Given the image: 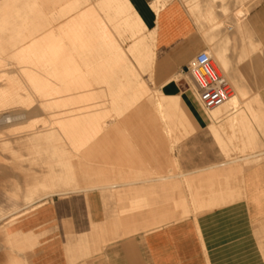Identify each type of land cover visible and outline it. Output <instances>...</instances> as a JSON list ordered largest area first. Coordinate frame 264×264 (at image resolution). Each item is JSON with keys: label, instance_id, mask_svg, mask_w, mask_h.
Returning <instances> with one entry per match:
<instances>
[{"label": "bare ground", "instance_id": "bare-ground-1", "mask_svg": "<svg viewBox=\"0 0 264 264\" xmlns=\"http://www.w3.org/2000/svg\"><path fill=\"white\" fill-rule=\"evenodd\" d=\"M9 1L10 0L5 1L4 4L2 3L0 5V9L2 8L3 10H6V8L9 6ZM186 1L188 3L191 1L190 10L197 12L195 15L197 20L194 18V20H196L195 23H197V21L198 23H208L210 25L209 28L211 32L213 31L222 34L221 30L223 28V23L221 18L228 16L232 10L231 8L227 6L222 8L219 7L222 9V11H218L217 13L213 8V3H220L221 1L219 0L214 2L211 0H185V3ZM90 2L91 0H83V3L86 4V7L89 9L82 12L79 10V7L82 5L80 0H71L69 2L68 0H65L66 5L62 7V11H60L54 17L51 15L45 19V23H57V27L55 29L41 28L39 25L40 19H31L28 12H26L25 17L22 18V12L17 8L14 9L13 6H9L8 12H5L4 14L0 13V140H4V137H11V135H15L14 132L17 130L13 128H16L19 125L18 123L21 122L22 124L19 127L26 124L30 125L31 121L41 117L43 113L45 115H54V123L56 125V127L54 125L53 128V124L49 123V125L46 127L22 133L24 135L18 138L17 141L20 142L18 144L16 143L17 141L14 144L12 142L2 143L1 141L0 155H3L0 157L1 177L12 176L17 171H21L23 169L20 164L11 165V163H6L5 159L7 158H3V152H8L15 155L14 153L17 149L15 145H24L26 147L32 145L35 148L33 147V150L31 148V150L35 154L40 155L45 151L49 156V152H51L52 158L58 159L55 161L54 165L56 164L60 166V168L62 167L68 170L72 176L71 178H73L77 172L82 170H86L87 172L90 171V168L92 169L93 166L94 154L96 152V147L94 144L96 143L97 138L100 135H104L105 137L102 138L103 142L104 140L110 139V135H106L105 133L108 132L107 125L111 123L108 120L111 118L113 119L112 122L114 121V124H116L117 127L115 132L119 133L120 124L126 126V124L135 121L136 117H144L146 120L152 121L154 123L155 130L156 128H159L161 133L160 136H164L169 139H173L174 131H176V133L177 131L180 132L181 129L188 128L187 125L192 128V130L190 129L191 132L188 133L191 134V136H194L196 133L208 128L216 142L217 149L226 158H229V154L231 152H234L236 155V150H232L234 147H232V145L229 148V145L233 140H229L228 137L233 134L228 135V133L223 130V127H221L220 124L224 120H228L227 123H229V125L230 123H236L237 121L244 122L243 125L246 123L243 129L245 134L249 135L257 134L256 132H253L254 129L251 125L252 121L254 125L256 122L260 124L263 123L264 126V108L261 107L260 111H258L256 110L257 107L255 109V107L252 105V102L255 101L254 104L258 103L260 106H264L262 99H259L255 95L256 97H254L253 101L248 102L245 107H243L245 102L248 101V94L251 92L248 93L247 91H242L241 88H244L242 87V84L239 85L240 91L235 92L228 102L211 111H207L202 107L196 85L188 72L180 71V74L172 76L168 81L161 84L160 86L157 85L155 78L157 65L156 36L157 20L161 11L165 7V4L162 5V0H155L149 5H146L144 0H99L96 4ZM164 3L166 2L164 1ZM185 10L187 11L186 8ZM152 25H154V27L149 29ZM28 26H31V28ZM36 32H46V34L37 36L23 34ZM206 32L207 36L205 35V37H208L211 32ZM235 32L238 33V31ZM220 36L221 35H219L218 38ZM23 38H31L32 41L29 44L20 45L19 40ZM212 38H208L209 41H214ZM230 39L231 38L229 37L225 38V40L223 39L226 44L222 41V45H230ZM126 41H130V44H127ZM212 41L207 44L210 45ZM224 46H218L217 48H214V50L210 49L209 51H206L212 57L213 66L219 74L221 73L216 65H218L221 70L225 71V69L228 67L226 61H229L227 59L230 58H228L225 50L228 47L224 48ZM10 59H15V62L19 66L16 70V72H18L17 75L11 69H9ZM226 74L227 73H225V75ZM145 76L149 78L148 81H150V85L152 83L153 88L149 85V83H147L144 78ZM182 76L186 78L188 83L191 85L190 90L186 91L185 93H179V84L181 83L180 81L182 80ZM12 107L19 108L20 112L17 114L8 113ZM45 108H51L52 110L45 112ZM22 121H26V123L24 124ZM247 121H249L250 124L247 123ZM230 126L232 128L234 127L233 125ZM263 126H261L262 129H264ZM23 129L24 128H22V131ZM240 129L242 128L240 127ZM3 130H7V132H4ZM19 130L20 129H18V133ZM120 133H122V131ZM154 133L155 131H153V134ZM181 134L184 135L183 133ZM153 136L156 135L154 134ZM246 137L247 140L251 139L250 136V138H248V135ZM229 138L232 139L231 137ZM254 138L255 137L252 139ZM176 139L179 140V138ZM255 139H257V137ZM177 140H175V142ZM242 140L244 141L245 139L242 138ZM254 140L251 142L258 143ZM41 141L45 142L46 146L44 149L43 146H41L42 143L40 144ZM259 142L261 143L260 140ZM240 144L245 146V143ZM253 145L254 144L251 145V143H249V147H253L254 149L261 146V144L259 147V144L255 145L257 147ZM244 146V149H246L245 147L248 149L247 145L245 147ZM123 147L118 146L116 151L118 153L124 152L126 149H123ZM237 148V150H239V147ZM253 148H251V150ZM230 149L232 151H230ZM172 150L174 151V149ZM248 150L251 152L250 149ZM243 151L245 152V150ZM34 156L35 155L33 154V157ZM15 158L12 159L13 162ZM29 158H31V156ZM228 160L229 162H235L237 159L232 158ZM48 165L53 167L52 163ZM44 169L47 170L43 167V170ZM55 171L57 170L55 169ZM232 174L233 171L230 170L228 175L225 177V181L223 182L224 184H219L222 187V190L219 193L215 190L214 193L213 191L211 192L213 195L206 196L209 199L215 196H227V194L229 196V193H231L229 192L231 190L229 183ZM82 175L84 179V174ZM171 177L169 179H171ZM54 178H52L53 183L48 184L50 187H47L46 184L43 186L39 185V187H43V189H50L51 191L49 194L36 197V194L39 191L35 188V191L32 190L33 192H31L29 195L27 194L28 196L24 198V202L26 203V205L24 204L25 209L32 205L33 207L41 208V206L44 204L45 198H48V196L63 197L64 195L77 192L76 189L71 188L73 191L70 192L66 190L67 192L65 191V193L59 189L60 185L58 182H60L62 179L57 180L58 177L56 179ZM71 178L66 177L65 182L67 184L71 183ZM17 179L19 180V178H16L15 180ZM203 179L204 178H201L202 181ZM214 180H216L215 177ZM75 181H77V179ZM185 181L189 183V180ZM106 182L108 181L106 180ZM181 182L179 184V192L182 195ZM186 182L184 185L187 184ZM190 182L192 181L190 180ZM211 182L216 185V182L214 183L213 180ZM80 185L81 184L79 183V187ZM98 186L93 187L91 184L90 188L82 190L79 187L77 188L86 194L93 190H106V188H109L108 185ZM223 186L226 187V189ZM215 188L217 189L218 187ZM195 195L196 196H194V200H198L199 198H207L200 193L199 189H197ZM226 199L229 201V197H226ZM237 199L238 198H236V200ZM41 200H43L41 203H36L38 201L40 202ZM223 200L224 199L221 201ZM216 202L217 205L220 206V203L218 204L217 200ZM17 205H19L18 202ZM180 207L183 210V215L188 217L187 215L190 214V212L188 209L186 211L187 207L181 205V203ZM198 207L197 209L194 208V214L204 211L200 208L201 206L199 208ZM135 208L138 209L136 206ZM135 208L132 206V212L136 211ZM36 210L37 209L34 211ZM3 214L5 215L6 213L4 212ZM2 217L3 216H1V218ZM4 218L5 216L2 218V220H4ZM10 219L11 218H9V220ZM4 233L7 234L8 232L5 231ZM24 235L27 236L28 234L25 233ZM9 236L11 235H8V237ZM11 246L12 245H10V247ZM15 264L23 263L16 262Z\"/></svg>", "mask_w": 264, "mask_h": 264}, {"label": "crops", "instance_id": "crops-1", "mask_svg": "<svg viewBox=\"0 0 264 264\" xmlns=\"http://www.w3.org/2000/svg\"><path fill=\"white\" fill-rule=\"evenodd\" d=\"M5 1L0 0V5ZM19 2L17 9L22 12V18L28 12L33 20L40 19L39 25L52 15L53 0ZM57 2L59 0L54 3ZM221 6V3L214 5L217 13ZM225 6L233 11L221 21L225 18L233 21L238 10L232 0ZM241 15L245 17L241 29L227 27L231 33L227 37L232 44L228 48L231 79L237 87L242 84V91L251 92L249 96L260 97L264 103V3ZM196 20L183 0H172L161 11L157 20V84L188 72L190 61L199 53L212 49L204 35L208 27H200ZM222 34L221 41L225 37L224 29ZM245 55L250 61L239 63ZM206 132L210 133L205 128L194 136ZM146 140L153 147L139 164L145 172L141 176L145 175L146 179L87 194L51 198L43 208L20 218L10 232L11 235L33 233L39 237L38 245L23 254L16 252L17 247H8L5 254V242L0 238V264L21 261L27 264H264L259 247V225H264V168L252 169L237 178L239 183H244L245 199L242 195L241 200L183 217L179 213V202L183 199L179 192L180 182L189 209L197 204L211 206L208 198L192 200V193L199 189L204 196V190L202 187L187 190L185 180H189V184L205 182L209 186L214 179L213 175L207 176L209 170L226 163L212 164L210 159L203 160L200 154H193L192 160L182 164L186 173L179 175V171L170 169V164H178L181 156L184 158L189 151L199 152L200 138H194L183 150L175 148L172 153L159 147L158 139ZM135 173L130 171L123 175ZM153 173L162 176L153 177ZM226 174L224 171L219 176ZM174 200L178 202L176 208ZM134 204L139 206L138 212H132ZM9 249L13 250V256Z\"/></svg>", "mask_w": 264, "mask_h": 264}, {"label": "rangeland", "instance_id": "rangeland-1", "mask_svg": "<svg viewBox=\"0 0 264 264\" xmlns=\"http://www.w3.org/2000/svg\"><path fill=\"white\" fill-rule=\"evenodd\" d=\"M4 0H2V2H3ZM56 0H53V7L51 8V10H50V14H52V16L54 17L56 14H58L60 11H62L63 9H62V7L63 6H65L66 5V3H65V0H59V2H57V3H54ZM69 1H71V0H68V2ZM99 0H91V2L90 3H94V4H96L97 2H98ZM153 0H146V2L149 4V3H151ZM164 1L166 2V3H164ZM172 0H162V5H164L165 4V7L171 2ZM211 1H216V0H211ZM219 1H221L220 3L222 4V6H221V8L222 7H224L225 6V3H227L229 0H219ZM249 1V2H248ZM183 2L185 3V0H183ZM1 3V2H0ZM80 3L82 4L80 7H79V10L80 11H87L89 8H87L86 7V4H84L83 3V0H80ZM232 3L234 4V8L235 9H237L238 10V13L236 14V18L233 20V21H231L230 19H228V18H225L223 21H222V23H223V28H222V32H223V29H224V31H225V37H224V40H225V38H227V36H229L231 33L227 30V27H233V29L234 30H237V28H238V30L240 29V28H242L243 27V21H244V19H245V17L243 18L242 17V15L241 14H245L246 13V11L248 12V11H250L251 9H254V8H257V7H259V6H261L263 3H264V1L263 0H232ZM18 4H20V2H19V0H10L9 1V6H14V8H15V6H16V8H17V6H18ZM186 5H187V7H189L188 9H189V13L191 14V16L193 17V18H195L196 16V14H197V12H195V11H193V10H190V6H191V1H189V3L186 1V3H185ZM215 4H217V3H213V8H214V5ZM9 6H8V8H6V10H3L2 8V10L0 9V13L1 14H4L5 12H8L9 11ZM164 7V8H165ZM163 8V9H164ZM221 8H219V12L220 11H222V9ZM215 10V9H214ZM193 13H192V12ZM216 11V10H215ZM245 11V12H244ZM217 12V11H216ZM195 13V14H194ZM34 16V15H33ZM30 18H32V19H34V17H32V16H30ZM198 22V21H197ZM199 22H200V20H199ZM199 25H200V27H203V25H204V28L207 26L208 27V31L209 32H211L210 31V25L208 24V23H204V22H202V23H199ZM29 28H31V26H28ZM36 27V26H35ZM40 27L41 28H46V29H55L56 27H57V23H53V24H48V23H45V24H43V25H40ZM154 27V25H152V26H150V28L149 29H152ZM204 28H202V29H204ZM206 29V28H205ZM209 32H208V34H209ZM207 33V32H206ZM206 33H204V35H206ZM216 33V34H215ZM23 34H27V35H32V36H37V35H41V34H46V32H36V33H23ZM211 34V35H210ZM209 35H208V37H207V39L208 38H212L213 36V38L212 39H214V41H212V43H210V46H212L213 48V50H214V48H217L218 46H224L226 43L223 41V43H225L224 45H222L223 43H222V41H220V37L218 38V36L219 35H221L220 33H218V32H211ZM229 34V35H228ZM218 35V36H217ZM207 36V35H206ZM157 37V36H156ZM217 37V38H216ZM215 39H216V41H215ZM32 41V39L31 38H23V39H20L19 40V42H20V45H24V44H29L30 42ZM211 41H209V39L207 40V43H209V42H211ZM217 42V43H216ZM221 42V43H220ZM126 43L127 44H130V41H126ZM214 44V45H213ZM217 44H219V45H217ZM221 44V45H220ZM226 47H230V45L228 46H224V48H226ZM228 48H226L225 50H226V53H227V55H228V58L230 57L229 55V52H227L228 50ZM259 48V51L261 50V47H258ZM257 50V49H256ZM255 50V51H256ZM246 54V53H245ZM247 55V54H246ZM244 56L243 57V59H241V60H239V63H244V62H247V61H250V58L248 57V56ZM227 60H229V61H226V63H227V65H228V67L225 69V71H223V70H221L220 68H219V66L218 65H216L217 66V68L219 69V71H220V73H221V75H224L226 78H227V80H228V82H229V84L231 85V86H233V88H234V93L235 92H238V91H240V90H238V89H240V87L238 86V88H237V85L232 81V79H231V65H230V58L229 59H227ZM10 61V66H9V69H11L16 75H17V73L18 72H16V70H17V68L19 67L18 65H17V63L15 62V59H10L9 60ZM192 62V61H191ZM190 62V63H191ZM228 69V70H227ZM225 73H227L226 75H225ZM145 78V80L147 81V83H149V85H150V81H148V79L149 78H147L146 76L144 77ZM192 78V77H191ZM181 83L179 84V87H180V91H179V93H184V92H186L187 90H190V88H191V85L188 83V81L186 80V78H184L183 76L181 77ZM193 80V79H192ZM158 86H160L159 84H157ZM152 88H153V85H152V83H151V85H150ZM259 99H260V97H258ZM253 99H254V97L253 96H248V101H246L245 102V104L243 105V107H245V105L248 103V102H252L253 101ZM250 100V101H249ZM255 102V101H254ZM254 102H252L253 104V107H255V109H256V107H257V109L256 110H258V111H260V108L261 107H263L264 108V106H260L258 103H255L254 104ZM20 109L19 108H15V107H12L11 108V110H9L8 111V113H13V114H17V113H19L20 111H19ZM44 110V109H43ZM50 110H52L51 108H45V112L46 111H50ZM16 112V113H15ZM47 114V113H46ZM54 115H45L44 113H43V115H41V117H39V118H37V119H35V120H33V121H31L30 122V125L29 124H26V125H24V126H21V127H19L20 125H22L21 124V122L20 123H18L19 125L16 127V128H13V129H15V130H17V131H15L14 132V134L15 135H11V134H9V135H11V137H4V140L2 139V140H0V144H1V141H2V143H7V142H9V143H15L17 140H18V138H20L21 136H23L24 134H22V133H25V132H28V131H30V130H36V129H38V128H42V127H46V126H48L49 125V123H52L53 124V128H54V125H55V123H54V119H55V117H53ZM37 120V121H36ZM112 118L111 119H109L108 121H110L111 123H109L108 125H107V130H108V132L107 133H105L106 135H110L109 136V138L110 139H108V140H104V142L102 141L103 139V137H105L104 135H100L98 138H97V140H96V143L94 144V146L96 147V152H95V154H94V161H93V166H92V169L90 168V171H86V170H82V171H80V172H77L76 173V177L74 176L73 178H71L72 176L70 175V173H69V171L68 170H66L65 168H60V166H58V165H54V163H55V161L56 160H58L57 158H52V155H51V152H49V156H48V153L47 152H43V153H41V155L40 154H35L32 150H33V147L34 146H28V147H26V146H21V145H15V147L17 148L16 149V152L14 153L15 155H13V154H10V153H8V152H3L2 154H4V157L3 158H7V159H5V161H6V163H8V164H10L11 163V165H15V164H20L21 166H22V170L21 171H17L14 175H12V176H9V177H1V174H0V218H1V216H5V218H4V220H2V218L0 219V238L1 239H3L4 240V242H5V244H4V246H5V254H6V249H8V247H10V245H12L11 247H17L18 249H20V250H18V249H16V252L17 253H19V254H23V253H25V251L26 250H33L37 245H38V241H39V237L38 236H33L34 234H32V233H29L27 236L26 235H24L23 233H20V234H17V235H11L10 234V232L12 231V229H13V227H14V224H16L18 221H19V219L20 218H22V217H25V216H27V215H29V214H31V213H33V212H36V211H38L39 209H41V208H43L47 203H48V201L51 199V198H53V197H49L48 196V198H45V201H44V204H43V206H41V208H36V207H33V205L32 206H30V207H27L26 209L24 208L25 207V205H26V203L24 202V198H26V196H28L31 192H33L32 190H34L35 191V189L36 190H38L39 192H37V194H36V197L37 196H42V195H44V194H49V192L51 191L50 189H47V188H44L43 189V187L41 188V187H39V185H47V187H50V185H48V184H52L53 183V181H52V178H54L55 176V178L54 179H56L57 177V180L58 179H62L60 182H58V181H56V182H58L59 183V185H60V188L59 189H61L62 191H66V190H68V191H73L72 189H76L77 190V192H75V193H70V194H68V195H64L63 197H65V196H71V195H79V194H86V193H84V192H82V191H80V189L78 190V188L77 187H79V183L81 184L80 185V187L79 188H81V190L82 189H86V188H90L91 187V184H92V186L93 187H96V186H103V185H108L109 187H113V186H116V185H126V184H129V183H132V181L133 182H138V181H140V179H146V177H145V175L142 177L141 175H143V174H145V172L144 171H142L141 169H140V160L141 159H145L144 157H145V155L146 154H150V150L153 148L152 147V145L150 144V143H147V140H146V138H150V139H158L159 140V147H161V148H163V150L164 151H170L171 153L173 152V150L172 149H174L175 150V148L177 149V148H179L180 150H183L184 148H186L187 147V145H189V143L194 139V138H196V137H198V138H200V145H198V149H199V152H197V153H194V152H191V151H189L188 153H187V155L184 157V158H182V156H181V159H180V161H179V163L178 164H176V163H171L170 164V169H172V170H174V171H179V173L182 175V174H184V173H186L185 172V170H184V168H183V166H182V164H183V162L184 161H187V160H192L193 158H194V156H193V154H196L195 156H198L199 154V158H201V159H206V160H208V159H210L211 160V163L212 164H216V165H219V164H223V163H226V164H224V166H222V167H214L213 169H210L209 170V173H207L208 175L207 176H212L213 175V177H215V179L216 180H214L213 179V182L215 183L217 180V182H216V185H218V186H216L215 184H213L212 182L211 183H209V186H207V184L205 183V182H199V183H197V184H189V183H187L188 185H190V186H188L187 184H185V185H187L186 187H187V190H189V191H192V190H195V189H197V188H200V187H202V189H204V196H208V195H213L211 192L213 191V193L215 192V190L216 191H219V190H222V187H221V185H223L224 183V181H225V178L224 177H226L227 175H228V173L230 172V170H232L233 171V174H232V176H231V180H230V187H231V190L229 191V192H231V193H229V196H228V194H227V196H215V197H212L210 200H211V204H212V206H210L211 208L213 207L214 208V206H216L217 205V202H216V200L218 201V204L220 205V206H222V204H228V203H230L231 201H232V199H233V201H236V198H238L237 200H241V198H242V195H243V198L245 199V194H244V192H245V189L243 190V188H244V186H243V182H238V181H236L237 180V178L238 177H241L242 178V176L245 174V173H247L248 171H250V170H252V169H256V168H264V129H262L261 128V126H263V123H256L255 122V125L253 124V121H252V123H251V125L253 126V129H254V133L256 132L257 134H252V135H249V134H245V132H244V129H243V127L245 126V124L243 125V123L244 122H241V121H237L235 124L234 123H230V125H233L234 127L232 128L230 125H229V123H227L228 122V120L226 121V120H224L220 125H221V127H223V130L226 132V133H228V135L229 134H233V135H231V136H229V137H231L232 139H230L229 137H228V139L229 140H233V141H231V143H230V145H229V148L231 147V145H232V147H233V151L234 150H236L235 151V153H236V155L234 154V152H231L230 154H229V158H226V157H224V155L222 156L221 155V153H220V151L219 150H217V146H215L214 145V140H213V138H212V136L210 135V133H208V132H206V133H199V134H197L196 136H191V134H188L189 132H191V130H192V128L189 126V125H187L188 126V128H183V129H181L180 130V132L179 131H177V133H176V131H174V133H173V139H169V138H167V137H164V136H160V130H159V128L157 129L156 128V130H155V128H154V123L152 122V121H149V120H146L144 117L142 118V117H140V116H138V117H136V120L135 121H133V122H131V123H128V124H126V126L125 125H123V124H120V126H119V133L122 131V133H117V132H115L116 130H117V127H116V124H114L115 122L113 121L112 122ZM40 121V122H39ZM230 122V121H229ZM22 123H26V121H22ZM247 123H249L250 124V122L249 121H247ZM33 124V125H32ZM29 125V126H28ZM35 125H37V126H35ZM45 125V126H44ZM219 125V126H220ZM239 125V126H238ZM261 125V126H260ZM37 127V128H36ZM55 127H56V125H55ZM124 127V128H123ZM240 127L243 129V132H244V134H243V132H242V129H240ZM257 127V128H256ZM2 128H4V127H2ZM20 129L19 130V133H18V129ZM22 128H24L23 129V131H22ZM29 128V129H28ZM261 128V129H260ZM263 128H264V126H263ZM0 129H1V127H0ZM191 129V130H190ZM125 130V131H124ZM189 130V131H188ZM207 130H208V128H207ZM236 130V131H235ZM259 130V131H258ZM4 132L6 131L7 132V130H3ZM153 131H155V135L156 136H153L154 134H153ZM182 131V132H181ZM209 131V130H208ZM234 131V132H233ZM21 132V133H20ZM187 132V133H186ZM181 133H183L184 135H182ZM176 134V135H175ZM188 136H187V135ZM237 135H238V137H237ZM243 135V136H242ZM248 135V138H250L251 137V139L253 138V137H257V139H252V140H254L255 142H258V143H254V142H251L252 140L251 139H248L247 140V136ZM184 136V137H183ZM187 138H186V137ZM250 136V137H249ZM253 136V137H252ZM17 137V138H16ZM112 137V138H111ZM6 138V139H5ZM175 138V139H174ZM176 138H179V140H177ZM242 138L243 139H245L244 141H246V142H244L243 140H242ZM6 140V141H5ZM160 140H162V141H160ZM175 140H177L176 142H175ZM240 140V141H239ZM242 140V141H241ZM258 140V141H257ZM259 140L261 141V143L259 142ZM3 141H5V142H3ZM98 141V142H97ZM238 141V142H237ZM245 143V146L247 145L248 146V149H250L251 150V148H253V147H249V143H251V145L252 144H254L253 146H255L256 144H259L258 145V147L260 146V144H261V146L259 147V148H256V149H252L251 150V152L247 149V147H245L244 145V147L246 148V149H244L243 148V146L240 144V143ZM248 142V143H247ZM17 144L18 143H20L19 141H17L16 142ZM42 143V145L41 146H43V149L45 148V142L43 141H41L40 142V144ZM44 143V144H43ZM216 143V142H215ZM211 144V145H210ZM38 145V144H37ZM236 145V146H235ZM237 145H239V146H237ZM118 146H120V147H123V149L125 148L126 150V152L124 151V152H122V153H118L117 151H116V148L118 147ZM235 147H236V149H235ZM237 147H239V150H237L238 148ZM255 147H257V146H255ZM21 148V149H20ZM31 148H32V150H31ZM35 148V147H34ZM22 149H25V150H22ZM230 149V151H232ZM241 149H243V150H245V152L243 151V150H241ZM27 151V152H26ZM238 151V152H237ZM240 151V152H239ZM257 151V152H256ZM111 152V153H110ZM243 152V153H242ZM125 155H124V154ZM130 153V154H129ZM233 153V154H232ZM256 153V154H255ZM258 153V154H257ZM261 153V154H260ZM1 154V153H0ZM9 154V155H8ZM21 154H22V157H21ZM33 154L35 155L34 157H33ZM232 154V155H231ZM244 154V155H243ZM6 155V156H5ZM14 157H13V156ZM45 155V156H44ZM46 155H47V157H46ZM3 155H0V157H2ZM20 156V157H19ZM27 156V157H26ZM31 156V158H29ZM37 156V157H36ZM40 156V157H39ZM144 156V157H143ZM260 156V157H259ZM16 157V158H15ZM247 157V158H246ZM15 158V160H14V162H13V160L12 159H14ZM22 158V159H21ZM34 160H33V159ZM53 160H52V159ZM232 158H236L237 160L235 161V162H229V160L228 159H232ZM10 159H11V161H10ZM18 159V160H17ZM31 159V160H30ZM197 159V158H196ZM246 159V160H245ZM23 160V161H22ZM26 160V161H25ZM28 160V161H27ZM49 162H48V161ZM90 160H92V159H90ZM260 160V161H259ZM9 161V162H8ZM36 161V162H35ZM88 162V161H87ZM32 163V164H31ZM50 163H52L53 165V167H50L48 164H50ZM95 163V164H94ZM240 163V164H239ZM254 163V164H253ZM235 164H236V166H235ZM41 165V166H40ZM44 165V166H43ZM48 165V166H47ZM56 166V167H55ZM43 167L44 168H46L47 170H43ZM90 167V166H89ZM231 167H232V169H231ZM240 167V168H239ZM133 168H135V169H133ZM235 168V169H234ZM243 170H242V169ZM55 169L57 170V171H55ZM61 169V170H60ZM234 169V170H233ZM240 169H241V171H240ZM24 170H25V172H24ZM50 170H52V171H50ZM216 170V171H215ZM220 170V171H219ZM40 171V172H39ZM46 171V172H45ZM55 171V172H54ZM93 171H95V172H93ZM130 171H136V173L133 175V176H129V175H123V174H126L127 172H130ZM211 171H213V172H211ZM224 171H226L227 172V174L224 176V177H219V175L220 174H222ZM229 171V172H228ZM83 172V173H82ZM142 172H143V174H142ZM235 172V173H234ZM236 172H237V174H236ZM242 172V173H241ZM46 173V174H45ZM90 173V174H89ZM92 173H94V174H92ZM101 173V174H100ZM103 173V174H102ZM49 174V175H48ZM54 176H53V175ZM82 174H84V179H83V175ZM96 174H97V176H96ZM216 174V175H215ZM87 175H88V177H87ZM90 175V176H89ZM121 175H123V176H121ZM215 175V176H214ZM15 176V177H14ZM17 176V177H16ZM44 176V177H43ZM48 176V177H47ZM52 176V177H51ZM93 176H94V178H93ZM151 176H153V177H161L162 175L161 174H159V173H153V175H151ZM14 177V178H13ZM47 177V178H46ZM66 177L67 178H71L70 179V182L71 183H66L65 182V179H66ZM7 178V179H6ZM16 178H19V180L17 179V180H15ZM43 178H44V180H43ZM46 178V179H45ZM86 178V179H85ZM91 178H92V181H91ZM220 178V179H219ZM77 179V181H75ZM89 179V180H88ZM233 179H234V181H233ZM64 180V181H63ZM106 180L108 181V182H106ZM41 181H43V182H41ZM51 181V182H50ZM73 181V182H72ZM212 181V180H211ZM77 182H78V184H77ZM92 182V183H91ZM103 182V183H102ZM117 182H119V183H117ZM26 183V184H25ZM37 183H39V184H37ZM42 183V184H41ZM57 183V184H58ZM84 183V184H83ZM88 183V184H87ZM91 183V184H90ZM124 183V184H123ZM243 183V184H242ZM76 184V185H75ZM90 185V186H87V185ZM96 184V185H95ZM98 184V185H97ZM219 184H221V185H219ZM233 184V185H232ZM26 185V186H25ZM30 185H32V186H30ZM38 185V186H37ZM95 185V186H94ZM205 185H206V187H207V189L205 188ZM17 186H19V187H17ZM23 186H24V193H23ZM98 186V187H99ZM194 186V187H193ZM234 186V187H233ZM215 187H218L217 189L215 188ZM224 187V186H223ZM35 188V189H34ZM72 188V189H71ZM225 189H226V187H224ZM223 188V189H224ZM20 189V190H19ZM46 189V190H45ZM213 189V190H212ZM219 189V190H218ZM224 189V190H225ZM30 192H29V191ZM197 191V190H196ZM196 191H195V193H196ZM210 191V192H209ZM19 192V193H18ZM67 192V191H66ZM65 192V193H66ZM69 193V192H68ZM195 193H192V200H194V196H196L195 195ZM239 193H240V195H239ZM11 194H12V196H11ZM28 194V195H27ZM194 194V195H193ZM17 195V196H16ZM22 195H24V196H22ZM232 195V196H231ZM22 196V197H21ZM206 196V197H207ZM230 196H231V198H230ZM236 196H238V197H236ZM241 196V197H240ZM16 198V199H14V198ZM182 197H183V199L179 202V203H181V205H182V203L187 207L186 208V211H187V209H188V211L190 212V214H188L187 216H195V215H198V214H194L193 213V210H194V208L195 209H197V205H196V207H194L193 209H189V207L186 205L187 204V201H186V198H185V195H183L182 194ZM220 197V198H219ZM226 197L228 198L229 197V201H227L228 199H226ZM11 198H13V199H11ZM208 198V197H207ZM206 198V199H207ZM214 198V199H213ZM218 198V199H217ZM224 199L223 201H221L222 199ZM180 199V197L178 198V200ZM209 199V198H208ZM230 199H231V201H230ZM13 200V201H12ZM18 200V201H17ZM197 200V199H196ZM24 203H23V202ZM43 200H41L40 202L38 201V202H36V203H41ZM47 201V202H46ZM195 201V200H194ZM214 201H215V203H214ZM13 202V203H12ZM14 202H15V204L17 205V202L19 203V205H15L14 204ZM22 202V203H21ZM174 202H175V208L177 207V204H178V202H176V200H174ZM222 202V203H221ZM224 202V203H223ZM25 204V205H24ZM214 205V206H213ZM14 206H16V207H14ZM134 206V208H135V206L138 208V209H136V211L135 212H138L139 211V206L138 205H136V204H134L133 205ZM200 207V206H199ZM198 207V208H199ZM209 206H207V207H204V206H201L200 208L201 209H203V210H206V208H207V210H210L211 208L209 207ZM217 207H219L218 205H217ZM19 210H17V209ZM35 209H37L36 211H34ZM16 210V211H15ZM192 211V212H191ZM6 213L5 215L3 214V213ZM1 213H2V215H1ZM10 213V214H9ZM179 213H180V216H183V217H185L184 215H183V210H182V208L180 207L179 208ZM16 214V215H15ZM194 214V215H193ZM7 215V216H6ZM15 216V219H14V216ZM179 216V217H180ZM12 217H13V219H12ZM9 218H11L10 220H9ZM12 221V222H11ZM165 221H167V220H165ZM259 228H260V230H261V234H260V236H259V238H260V243H259V247H260V252H261V254L263 255V258H264V225H259ZM3 229V230H2ZM8 232L7 234H5L4 232ZM2 234H3V236H2ZM7 236V238H6V236ZM8 235H11V236H9L8 237ZM26 236V237H25ZM34 237H35V239H34ZM37 238V239H36ZM22 239V240H21ZM34 240V241H33ZM36 240V241H35ZM7 244V245H6ZM34 244V245H33ZM37 244V245H36ZM10 251H11V256H13V250L12 249H9ZM22 250V251H21ZM2 251H1V249H0V253H1ZM21 262H23V264H27V263H25V261H21ZM10 264V263H9Z\"/></svg>", "mask_w": 264, "mask_h": 264}, {"label": "built area", "instance_id": "built-area-1", "mask_svg": "<svg viewBox=\"0 0 264 264\" xmlns=\"http://www.w3.org/2000/svg\"><path fill=\"white\" fill-rule=\"evenodd\" d=\"M187 71L196 85L200 103L207 111L222 106L234 94L227 78L215 70L208 52L199 53L189 64Z\"/></svg>", "mask_w": 264, "mask_h": 264}, {"label": "water", "instance_id": "water-1", "mask_svg": "<svg viewBox=\"0 0 264 264\" xmlns=\"http://www.w3.org/2000/svg\"><path fill=\"white\" fill-rule=\"evenodd\" d=\"M187 71V70H186Z\"/></svg>", "mask_w": 264, "mask_h": 264}]
</instances>
